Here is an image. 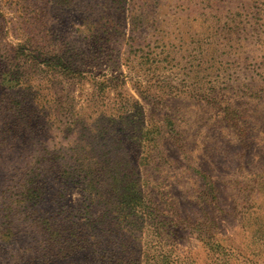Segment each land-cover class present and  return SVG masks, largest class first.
I'll return each instance as SVG.
<instances>
[{
    "label": "rangeland",
    "instance_id": "1",
    "mask_svg": "<svg viewBox=\"0 0 264 264\" xmlns=\"http://www.w3.org/2000/svg\"><path fill=\"white\" fill-rule=\"evenodd\" d=\"M0 264H264V0H0Z\"/></svg>",
    "mask_w": 264,
    "mask_h": 264
}]
</instances>
